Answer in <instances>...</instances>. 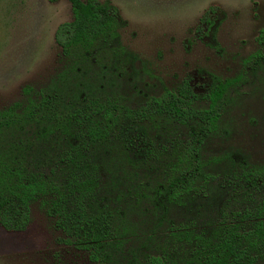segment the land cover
<instances>
[{
  "label": "trees",
  "instance_id": "1",
  "mask_svg": "<svg viewBox=\"0 0 264 264\" xmlns=\"http://www.w3.org/2000/svg\"><path fill=\"white\" fill-rule=\"evenodd\" d=\"M67 1L54 76L0 109V225L25 232L36 206L81 264H264V163L225 120L241 79L168 86L124 45L118 8Z\"/></svg>",
  "mask_w": 264,
  "mask_h": 264
},
{
  "label": "rangeland",
  "instance_id": "2",
  "mask_svg": "<svg viewBox=\"0 0 264 264\" xmlns=\"http://www.w3.org/2000/svg\"><path fill=\"white\" fill-rule=\"evenodd\" d=\"M85 1V0H84ZM119 9L127 26L124 45L145 60L166 85L205 73L241 82L231 93L225 120L231 143L264 163V73L252 76V57L261 52L264 0H98ZM210 8L220 16L213 33L198 32ZM67 0H0V109L23 98L26 87L48 83L58 67V27L71 22ZM63 235L38 208L25 232L0 225V264H81Z\"/></svg>",
  "mask_w": 264,
  "mask_h": 264
}]
</instances>
